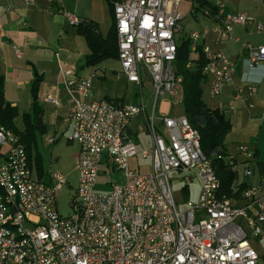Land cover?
<instances>
[{"label": "built area", "instance_id": "built-area-1", "mask_svg": "<svg viewBox=\"0 0 264 264\" xmlns=\"http://www.w3.org/2000/svg\"><path fill=\"white\" fill-rule=\"evenodd\" d=\"M21 1L31 5L41 0ZM108 1L124 75L139 86L144 76L151 81L154 104L146 123L152 147L140 155L150 159L149 170L141 172L129 164L138 151L127 127L144 112L142 99L134 104L88 99L90 76L76 81L82 98H71L70 138L79 150L69 216L57 210L66 177L60 172L49 174L47 181L33 177L24 145L0 125V147H6L0 163V264H264V253L258 254L251 242L258 236L264 246V166L254 172L255 150L240 143L222 157L234 174L228 197L213 159L202 152L200 135L187 118L156 113L155 102L161 96L175 106L183 103L182 76L174 67L182 30L181 0ZM65 17L69 26L81 21L71 13ZM215 17L225 34L250 21L247 14L223 4H217ZM256 28L264 32V19ZM187 36L198 40L203 34L191 30ZM202 52L206 61L201 73L211 76L210 90L218 94L231 82L234 62L209 45H203ZM262 62L264 45L251 47L249 63ZM45 101L57 104L50 97ZM102 170L121 171L123 182L108 193L96 191ZM172 172L181 176L186 194L192 179L198 178L196 200L177 204ZM254 173L257 187L240 189L241 175L246 182Z\"/></svg>", "mask_w": 264, "mask_h": 264}, {"label": "crops", "instance_id": "crops-1", "mask_svg": "<svg viewBox=\"0 0 264 264\" xmlns=\"http://www.w3.org/2000/svg\"><path fill=\"white\" fill-rule=\"evenodd\" d=\"M185 1L189 2L191 6H189L186 13H189L191 8L194 7L196 11L201 9L205 17L208 18V20H201L196 24L188 23V27L187 23L183 22L186 13L180 12L183 3V0H181L178 11L182 16V30L178 34L177 46H180L187 39L190 40V51L187 60V63L191 65L190 68L194 69L196 67L199 57L198 48L200 47L202 50L203 45H209L212 50L222 51L234 62V71L231 82L228 84L230 85L228 99H231L228 103L229 106L223 110L216 108L230 120L232 126L236 121H232L231 112L227 115L226 110L232 111L233 106L236 111L244 112L245 109H248L251 113L254 109L255 113H260L261 107L264 106V62L251 65L249 63V52L251 47L264 45V32H258L256 28L258 21L264 19V17H258L256 13L253 14L254 16L249 15L247 5L249 0L241 3V8L236 7V10L228 9L223 1L204 0L205 3L198 0ZM192 3L196 5H192ZM217 4H223L230 11L242 12L249 17L251 16L250 21L244 25H234L232 31L225 34L219 26V20L215 17ZM207 12L212 15H207ZM66 13L74 14L81 20H89L96 24L98 34L102 39L107 40L113 36L114 15L108 0H59L55 2L41 0L31 5H26L21 0H0V76L4 78V98L16 108L18 113L15 119L16 127L22 131L25 128L22 115L30 113L32 110V85L35 79H38L35 102L40 110L39 115L43 127L35 131V156H41L39 150V141H41L44 144L42 150L45 152L49 150V155L56 158L57 164L63 170L68 183L76 178L77 174L76 158L79 146L77 142L70 138L69 115L72 108L71 98H82L75 87L79 78L90 76L92 83L94 79L107 82V72L119 73V76H114L115 79H123L127 85L133 84L138 89L134 93L133 101H127L120 96H109L107 93H104L101 97H95L96 95L92 94L91 87L86 98L93 100L108 99L123 104L139 103L142 99L145 123L146 117L152 111L154 102L149 107L145 106L142 95L140 98L138 97L140 95L139 88L142 89L143 86V78L140 86L134 82H129L116 56L105 57L95 65H85L90 49L83 35L78 32V27L67 24ZM191 30L201 32L203 37L198 40H191L187 36ZM110 61H115L117 65L114 67L109 65L108 62ZM174 67L177 69L176 63H174ZM203 76L202 90L205 86L209 87L211 82V76ZM144 77L149 78L148 76ZM249 87L254 89V92L250 91ZM245 89L249 91V94H246ZM47 97L55 100L57 104L45 101ZM161 98L159 106L157 105L158 99L155 102L156 113L159 115L177 114L175 108L177 106L183 108V103L175 106L170 103L167 96H161ZM201 99L203 100L202 97ZM206 105L213 108L207 103ZM180 115H184V110ZM258 116L254 119H264L262 115L261 117ZM132 120L127 127V133L135 140L138 154L134 157L136 158V164L132 166L131 159L129 164L132 169L147 172L150 159L148 164H141L139 161L140 159H148V157L142 158L140 156L141 151L145 149L140 147L137 133L130 127ZM146 130L148 134V126ZM226 138L225 143L230 152L234 151L238 144L248 145L252 140V137L246 132L237 137L236 146H234V143L232 145ZM150 140L151 144L148 150L152 147L151 137ZM254 150L258 159L259 152L257 149ZM5 155L6 147L4 149L0 147V163L5 159ZM28 160L30 168L34 167L33 154L29 156ZM259 167L261 166L259 165ZM35 170L38 179L48 180L44 168H42V175L38 174L36 165ZM103 170L101 173H103Z\"/></svg>", "mask_w": 264, "mask_h": 264}, {"label": "rangeland", "instance_id": "rangeland-1", "mask_svg": "<svg viewBox=\"0 0 264 264\" xmlns=\"http://www.w3.org/2000/svg\"><path fill=\"white\" fill-rule=\"evenodd\" d=\"M211 1H223L224 4L228 9H237L241 8V3H245V0H211ZM192 5H196L195 3H192ZM248 5V12L249 15L254 16L253 14L256 13L257 16L264 17V0H249L247 2ZM190 3L183 0V3L180 8V12L186 13L187 10L189 9ZM191 7V6H190ZM231 10V11H232ZM250 16V17H251ZM201 20H208L207 17L203 14V11L200 9L198 11L194 10V7L191 8L189 13L185 14L184 17V23H187V26L189 25L188 23H198V21ZM189 27V26H188ZM109 65L111 66H116L117 64L115 61H110L108 62ZM108 80L107 82L101 81V79H94L92 86H91V91L92 94L97 96H102L104 93H107L109 96H120L124 97L125 100L127 101H133L134 100V93L137 92V88L135 85H127L123 79H115L116 76H119V73H113L112 71L107 72ZM115 76V77H114ZM230 85L225 84L220 92L218 94H214L210 90V86H205L201 92V97L203 100L210 106V107H217L220 110H223L227 106H229V102L231 99H228V88ZM246 94H249L248 90L245 89ZM139 98L143 97L144 99V104L146 107H149L152 105L154 102V95L152 93L151 89V82L150 78H143V86L142 89L139 88ZM161 97L158 98L157 105L159 106L161 103ZM229 108V107H228ZM227 108V109H228ZM148 111V110H147ZM175 111L177 115H180L183 111L182 106H177L175 108ZM262 111H264V106L261 107L259 116L261 117ZM231 112V119L234 122V125L232 126L231 130L229 133L226 135V140L230 141L231 144H235L236 146V141L237 137L241 136L242 133L248 134L250 137H252L251 143L248 144L251 148L257 149L259 152V157L258 159L253 163L252 168L254 169V172L256 173V169L258 168V165L262 166L264 165V119L262 120H257L254 119L255 117L258 116L257 113H255L254 109L251 111L248 109H245L244 112L236 111L233 106V110H226V114L229 115ZM144 112H141L138 114L131 122L130 127L136 131L137 133V138L139 141V145L141 148L145 149L146 151H149L148 149L150 148L151 140H150V133L148 132L147 134V125L144 120ZM251 115V116H250ZM258 116V117H259ZM251 117V118H250ZM252 119L251 121H249ZM40 139V136H39ZM52 141V140H51ZM74 143V142H73ZM255 143V145H254ZM44 147L43 142L39 141V150L41 152L40 156V162H41V167L43 163L44 170L47 172L46 175L55 173V172H60L64 175L63 170L61 167L57 164L56 158L53 156L51 157L49 155V150L48 152H45L42 150ZM3 149L5 147H2ZM36 151H32V154L34 156V167L31 168L32 170V176L37 177L36 170H35V153ZM234 152V151H233ZM139 158V157H138ZM61 161V159H60ZM141 164H148L149 158L148 159H140L139 160ZM131 165L134 166L136 164V158L131 159ZM250 175L246 182L241 175V180H240V185H243L244 189L248 187H257L258 185V176L256 174ZM242 174V173H241ZM38 178V177H37ZM170 178V183L172 186V191L173 195L175 197V200L177 204L181 207L182 203H184L185 200L188 198L191 200H196L200 188V182L198 178H193L190 186H189V193L186 194L184 190L182 189L184 182L182 181V178L178 173L172 172L169 175ZM124 180L123 178V173L120 171H116L112 174H109L108 172L106 173H101L98 177L97 184H96V191H99L100 193H108L112 186L115 184H120ZM78 181V174H76V178L72 179V181L68 182L67 184L63 185V187L59 190L58 195H57V210L59 214L63 217L69 216L72 213V209L70 206V201H71V194L74 191V188H76ZM251 242L255 250L258 252V254L264 253V246H262V243L259 239V237H252Z\"/></svg>", "mask_w": 264, "mask_h": 264}, {"label": "trees", "instance_id": "trees-1", "mask_svg": "<svg viewBox=\"0 0 264 264\" xmlns=\"http://www.w3.org/2000/svg\"><path fill=\"white\" fill-rule=\"evenodd\" d=\"M198 1L205 3L204 0ZM212 7L215 8L214 6ZM76 27H78V32L83 35L90 49V53L85 60V65H95L105 57H117L115 28L113 36L105 40L98 34L96 24L89 20H81ZM198 50L199 57L194 69L185 67L190 51L189 39L178 46L176 52V71L182 76L183 81L184 115L190 125L196 129L200 135L202 152L205 156L214 161L216 173L221 182L222 192L226 196L231 197V185L234 180V174L227 167L222 157L229 152L225 143V137L231 130L232 125L230 120L219 109L209 108L201 99V84L204 81V76L201 73V70L206 60L200 47ZM3 85L4 78L3 76H0V125L11 130L18 136L20 142L23 143L29 158L36 146L35 131L42 129L43 127L42 119L39 115L40 110L35 102L38 79H35V82L32 85V110L30 113H24L22 115L23 123L25 125V128L22 131L18 130L16 127L15 119L18 115L16 108L4 98ZM35 162L38 174L42 175L39 155L35 156ZM243 188V185H240V189Z\"/></svg>", "mask_w": 264, "mask_h": 264}]
</instances>
